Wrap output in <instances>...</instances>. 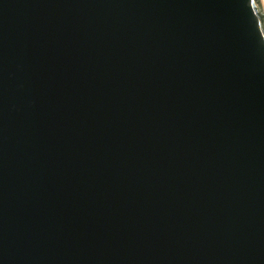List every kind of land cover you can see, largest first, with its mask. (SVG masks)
I'll return each mask as SVG.
<instances>
[{
	"label": "water",
	"instance_id": "1",
	"mask_svg": "<svg viewBox=\"0 0 264 264\" xmlns=\"http://www.w3.org/2000/svg\"><path fill=\"white\" fill-rule=\"evenodd\" d=\"M0 264H264V0H0Z\"/></svg>",
	"mask_w": 264,
	"mask_h": 264
}]
</instances>
